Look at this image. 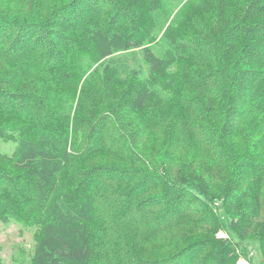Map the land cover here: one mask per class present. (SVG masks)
<instances>
[{
  "label": "trees",
  "instance_id": "16d2710c",
  "mask_svg": "<svg viewBox=\"0 0 264 264\" xmlns=\"http://www.w3.org/2000/svg\"><path fill=\"white\" fill-rule=\"evenodd\" d=\"M75 1L64 5L62 0H0V6L12 12L23 9L28 17L43 12L42 6L48 2L58 3L51 18L43 21L10 18L9 14L0 16V45L11 49L36 45L42 52L51 45L53 51L60 52L78 19ZM110 1L122 7V18L126 13L132 21L119 19L113 12L107 26L90 25L76 38L83 49L76 57V79L68 82L69 87L63 85V89L56 90L54 96L57 101L54 122L61 131L46 129L45 114L39 118L41 125L34 139L24 134L19 119L5 121V138L16 143L12 158L5 164L31 201L39 227L29 264H89L95 255L89 232L97 223L99 204L96 193L99 188L94 191L92 183L98 178L121 182V187H105L106 203L112 207L116 196L129 194L126 189L135 191V184L145 175L159 182L161 194H169L170 200L181 198V208L175 209L177 217L171 227L200 228L192 227V221L186 223L181 219L182 205L188 203L198 210L195 219L205 225L209 223L202 233L194 234L192 229L183 231L182 246L174 249L161 264H190L197 257L203 259L202 264H237L238 258L248 259L250 253L248 260L252 264L253 248L261 250L259 264H264V163L259 162L263 156L259 150L264 144V134L254 132L252 143L242 141L241 148L230 145L231 140L226 136L232 116L238 115L239 123L244 120L248 95H252L254 105L264 114V26L261 29L254 25L264 18V0H248L243 6V15L239 12L233 15L229 9L221 8V27L231 40L225 52L228 59L221 68L203 65L201 76L184 78L182 82L186 41L180 37L179 27L191 10H207L216 0ZM65 6H68L67 16L62 15ZM139 30L143 34H138ZM240 47L252 48L253 54L241 53ZM254 58L256 64L252 67ZM233 59L234 66L229 64ZM245 67L253 70L248 74L247 83L248 91L253 93L245 91L242 107L235 110L232 104L240 89L235 86L230 70ZM55 73L59 76L57 70ZM107 75L121 87L131 89L123 101L136 114H150L145 115L149 117L145 125L149 129L158 126V116L174 101L177 86H183L190 94L181 101L182 113L173 120L184 134L176 139L177 146L173 147L169 134L164 133L157 141L158 147L154 148L151 140L149 155L133 148L123 159V167L133 170L131 174L107 165L87 163L88 150L95 144L94 139L99 138L97 133L101 128L106 129L108 121H117L100 107L88 109L82 104L91 78ZM6 77L0 84L5 90L2 96L8 99L1 97L0 102H8L13 94L20 96L18 92L34 91L17 78L12 81L16 90L10 91L6 85L11 81ZM195 103L197 114L191 112ZM223 115L232 116L227 120ZM257 118L258 128L264 129V115L259 113ZM259 136L263 140L257 139ZM208 154L215 156L216 159L211 158L213 163L206 162ZM72 172L77 176L75 181L70 179ZM7 176L3 171L0 173V188ZM240 176L245 179L240 180ZM156 189V186L147 188L139 200L157 194ZM165 228H168L166 222ZM218 232L227 238H217ZM148 249L143 248L144 252Z\"/></svg>",
  "mask_w": 264,
  "mask_h": 264
},
{
  "label": "rangeland",
  "instance_id": "374dc122",
  "mask_svg": "<svg viewBox=\"0 0 264 264\" xmlns=\"http://www.w3.org/2000/svg\"><path fill=\"white\" fill-rule=\"evenodd\" d=\"M72 1L62 0L64 5ZM75 2L78 3L77 8L75 7L78 19L72 26V34L64 40L60 52L53 51L54 48L51 45L45 47L48 49L45 52H42L41 47L36 45H27L16 49L0 45V82L4 76H8L6 79H9L11 84L6 87L10 91L16 90L12 81L17 79L22 82V85L26 84L29 89H34L31 94L18 92L17 94L20 96L13 94L8 102H0V173L3 171L9 175L5 184L0 188V264H29L33 255L35 237L39 231L35 220L36 214L30 207L31 201L25 192L22 193L21 186L14 181V174L10 171V167L5 164L12 158L16 145L15 142L5 138L6 133L3 131L5 121L19 119L24 127V134L30 139H34L41 125L39 118L45 114L48 126L46 129L55 132L61 131L56 129L54 122L57 105L54 96L56 90L58 92L64 86L68 85L69 87V84L76 79L78 69L75 64L76 57L83 53L76 38L90 25L107 26L113 12L117 13L119 19L132 21L130 16L125 15V12L122 18V7L116 6L117 4L110 0H76ZM247 2L248 0H216L207 10L190 11V15L178 30L180 37L186 41V59L181 64L183 68L181 82L184 81V78L201 76L203 65L211 64L216 68L223 67V61L228 59V53L225 52L231 40L226 35V30L221 27L223 23V17L220 16L221 8L229 9L233 15L234 12H237V15L238 12L243 15V6ZM57 4L48 2L47 5L42 6L43 12H35L36 16L34 17H28V13L23 9L12 12L5 6H0V16L9 14L12 15L10 18H32L43 21L51 18L52 10ZM67 7L65 6L62 15H68ZM122 24L126 25L128 31H132L133 28L128 27L125 21H122ZM129 25L132 23L129 22ZM254 25L264 26V18ZM220 31L223 33L218 36ZM138 34H143V31L139 30ZM157 36L156 41L160 39L161 34ZM235 48L238 49L237 46ZM239 51L253 54L252 48L242 49L240 47ZM241 53L240 58L242 59ZM255 53L257 54V52ZM229 64L234 66V59ZM255 64L256 58L252 59L251 66L253 67ZM56 70L59 72V76L58 73H55ZM235 70H230V76L240 91L238 95L236 94V102L232 104V108L240 110L244 103V92L253 93V90L249 92L247 88L248 74L253 70L249 68L248 71L246 67ZM88 87L82 104L88 109L100 107L103 112L112 114L117 120L116 122L108 121L105 124L106 129L101 128L100 133H97L99 138L94 139L95 144L88 150L89 161L87 163L90 165H107L111 169L117 168L119 171L131 174L134 173L133 170L123 167V159L130 154V150L134 148L146 156L152 149L151 140L153 147H158L157 141L162 139L164 133L169 134L173 147L177 146L176 139L184 136L182 130L173 122L175 116H180L182 113V102L190 96L183 86L179 85L174 89V101L161 110L158 116L160 117L158 126L153 129L145 126L149 121V117L145 115H150L149 113L136 114L129 108V103L127 102V107L123 101L131 89L121 87L111 76L91 78ZM3 92L5 90L1 88L0 84V98L3 97L4 100H7L8 97L2 96ZM21 97H30V99L21 100ZM245 107L247 114L240 123L238 115H223L227 120L232 116L230 127L226 129L228 131L226 136L231 140L230 145L236 148L243 144L242 141L252 143L254 132L264 134V129L258 128L257 125V116L259 113L264 114L261 113L260 108L254 105L252 95H248ZM191 112L197 114V103L194 104ZM121 132L123 133L121 134ZM245 134L246 138H244ZM259 138L263 140V137L259 136L257 139ZM256 148L258 149V146ZM259 151H263L259 162L264 163V144ZM213 157L215 158L213 154H208L206 162L213 163L211 160ZM99 160L102 161L99 162ZM174 169L176 171V167ZM83 176L85 177L84 174ZM70 179L71 181L77 179L74 172L70 174ZM243 179L245 178L240 176V180ZM120 183L104 178H98L92 183L94 191L99 188L96 191L99 204L96 211L98 212L97 223L89 232L91 245L95 251L89 264H161L164 259L173 254L174 249L182 246L183 231L192 229L194 234L202 233L204 230L206 231V225L209 227V223L206 222L205 225L195 219L198 210L191 203L182 205L183 216L181 219L186 223L192 221V227L200 228L171 227L177 217L175 209L181 208V198L177 196L170 200L169 194H161L162 186L151 175L139 178L135 184L137 187L135 191L126 189L129 194L125 192L122 196H116L112 208L106 203L105 187L112 185L121 187ZM153 186H156L157 194L140 201L139 198L143 197L145 190L151 189ZM165 222L168 224V228H165ZM217 235V238L225 239V237H221L224 236L222 232H218ZM144 246L149 247V251L144 252ZM251 250L254 253L252 264H259L261 250L254 248ZM202 261L203 259L197 257L190 264H202Z\"/></svg>",
  "mask_w": 264,
  "mask_h": 264
},
{
  "label": "built area",
  "instance_id": "2783aa9c",
  "mask_svg": "<svg viewBox=\"0 0 264 264\" xmlns=\"http://www.w3.org/2000/svg\"><path fill=\"white\" fill-rule=\"evenodd\" d=\"M223 233V232H222ZM224 234V233H223ZM218 237V235H217ZM221 237H225L227 238V235L224 234V236H221ZM252 256V253L249 254V258ZM248 258V259H249ZM247 258H243V257H240V259L238 260L237 264H249V260Z\"/></svg>",
  "mask_w": 264,
  "mask_h": 264
}]
</instances>
